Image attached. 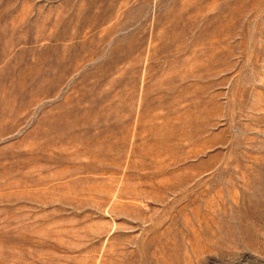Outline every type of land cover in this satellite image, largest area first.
Listing matches in <instances>:
<instances>
[{
  "label": "rangeland",
  "instance_id": "1",
  "mask_svg": "<svg viewBox=\"0 0 264 264\" xmlns=\"http://www.w3.org/2000/svg\"><path fill=\"white\" fill-rule=\"evenodd\" d=\"M0 264H264V0H0Z\"/></svg>",
  "mask_w": 264,
  "mask_h": 264
}]
</instances>
